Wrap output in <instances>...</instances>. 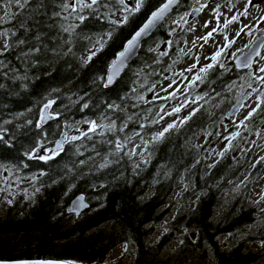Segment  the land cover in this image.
<instances>
[{"label": "trees", "instance_id": "16d2710c", "mask_svg": "<svg viewBox=\"0 0 264 264\" xmlns=\"http://www.w3.org/2000/svg\"><path fill=\"white\" fill-rule=\"evenodd\" d=\"M162 1L142 0L139 10H123L124 22L112 16L124 7L119 0H98L92 7L76 0H20L17 10L0 21V30L8 31V47L0 50V170L10 172L7 179L0 176V259L104 264L110 251L124 244L135 256L131 264H264V207L248 197L260 163L233 190L249 158L245 134L256 133L264 118V96L226 150L202 171L200 154L218 137L236 99V81L246 70L233 58L204 67L194 114L154 140L145 168L127 152L131 134H147L156 126V100L148 87L182 61L179 43L185 30L172 32L161 23L122 75L110 86L103 81L123 42ZM225 1L238 0H215ZM95 43L102 44L103 55L86 64L81 54ZM45 105L54 116L43 122ZM83 120L103 125L89 127L53 154L36 153L70 123ZM179 174L193 185L194 206L175 214L151 241L156 224L170 212L168 197ZM10 177L17 181L13 188L7 186ZM78 192L90 200L81 218L67 210ZM176 239L171 256L168 246ZM254 242L257 248L250 247Z\"/></svg>", "mask_w": 264, "mask_h": 264}, {"label": "rangeland", "instance_id": "374dc122", "mask_svg": "<svg viewBox=\"0 0 264 264\" xmlns=\"http://www.w3.org/2000/svg\"><path fill=\"white\" fill-rule=\"evenodd\" d=\"M123 5V9H118L112 14L114 18L118 20L123 19V10L136 8L137 0H124ZM202 5L203 7H201ZM18 6L14 1L9 3L8 0H0V18L5 17L6 12L9 15L14 13ZM178 7L180 9L175 13L174 10ZM196 8L200 9V11L191 14V11ZM245 10L247 14L241 15ZM233 15L238 16L239 19L225 26V20H231ZM261 17H264V0H251V3H249V0H238L233 4H229L227 1L216 3L215 0H184L166 16L164 22L169 30L172 32L185 30V34H182L184 38L179 43L184 57L170 76H164L148 87V95L156 100L154 109L156 126L147 134L141 132L131 134L132 138L127 142V152L135 164H138L141 168H145L150 160L149 147L154 142V137L158 133L163 132L169 124L174 125V128L180 126L181 121H184V118L195 108L197 101L200 99L199 94L196 92L200 80L197 77L199 76L200 78L202 73L200 69L204 68L212 60L211 56L213 53L224 46L226 43L225 37L228 40L234 41V43L231 44V47L224 49L221 55L217 57V59L222 57V64L232 59L237 53L245 50L255 36L264 33V19H261ZM5 20L6 18L0 19L1 22ZM206 22L208 27H205ZM213 29H218V31L213 33L212 38L207 43L203 39H200ZM238 32L240 33L239 35H237ZM0 33H6V35H0L1 50L5 47L8 31L1 29ZM107 37L108 35L105 36V38ZM161 47L163 48V44H161ZM103 49L102 44L98 45L95 43L81 55L85 63L89 64L100 55H103ZM93 53L95 54L93 55ZM89 57L91 58L89 59ZM192 65H195V67L193 68ZM261 67H264V47L251 66L243 71L236 81L235 98L249 91L246 98L234 114H226L225 121L219 129L218 137L208 144L200 154L203 172L207 171L210 165L226 150L227 143L244 127L242 124L246 120V117L248 118L249 113L253 109H256L260 101V94L264 90V83L260 79H257V77H264V72L259 70ZM189 69L191 70L189 71ZM174 108H180V111L173 112ZM168 113H171V115H168ZM50 114L54 116L53 111H50ZM88 122L90 121L83 120L81 122L70 123L67 131L63 134L65 141L67 142L72 139L75 132L81 133L91 127V124ZM96 125L97 128H100L103 125V121L99 120L96 122ZM246 135L247 133L245 134V138L247 137L245 149L249 151V158L247 164L242 168L233 186V190L237 192L248 178L252 167L256 163H260L259 174L249 187L248 197L252 203H257L258 207H264V118L262 119L260 129L256 133ZM200 139L201 137H198L197 144L200 143ZM53 141L50 140L48 143L40 146L36 153H55L56 151L52 147ZM9 175L10 172L7 169L0 170L1 177H6L7 179ZM3 181L5 182V180ZM7 183V186L12 188L17 185L14 177H10ZM150 193L151 191H148L147 196ZM11 195L12 191H9L8 196L10 197ZM196 197L197 194L190 180H186L183 174H179L168 197L170 212L164 220L156 224L151 241H155L160 237L161 233L165 230L166 222L175 214L191 210ZM84 213L77 215V218H81L87 214ZM108 225L109 223L105 224V226ZM220 238L224 240L226 235H221ZM179 242L180 240L176 239L168 246L169 249H172L169 250L171 256L173 253L170 251H173V248ZM60 243L57 242V245H60ZM249 245L251 248L258 247V243L256 242L249 243ZM107 257L104 264H115L117 259H119V264H131L135 256L130 248H127L124 244H120L114 247ZM168 264H171V262Z\"/></svg>", "mask_w": 264, "mask_h": 264}, {"label": "water", "instance_id": "95a60500", "mask_svg": "<svg viewBox=\"0 0 264 264\" xmlns=\"http://www.w3.org/2000/svg\"><path fill=\"white\" fill-rule=\"evenodd\" d=\"M169 0H163L161 3H159L157 6L152 8L144 17L142 22L131 32V34L128 36V38L123 42L122 47L115 53L113 59L110 61V63L107 66L103 86H110L112 85L121 75L122 73L128 68L129 64L134 60V58L137 56L138 52L141 49L142 43L154 32V30L164 22V19L166 16H168L169 13L173 11V9L181 3V0H174V2L170 5V7L167 9L166 12L157 20L154 21V23L151 25L149 29L146 30L144 34H142L136 44L131 48L130 51H128L124 57H119L118 54L125 51V45L129 40L132 39V37L135 35L136 32H138L149 20L152 13L160 9L163 5L167 4ZM198 9V8H196ZM196 9H193L191 11V14H195ZM264 43V33L259 34L255 36V38L249 43L247 48L239 53H237L233 57V62L235 66L238 69H247L249 66H241L242 64L247 63L245 60L246 57H248L251 61V64L254 62L255 58L260 55L261 50L263 47H261V44ZM255 50V51H253ZM259 53V55H256V53ZM114 60L122 61V66L120 67V70L117 74H113L112 71V62ZM109 76H112L111 83L108 82ZM249 91H246L244 94L239 96L235 99L234 103L231 105V107L228 110V114L232 115L234 112L241 106L244 99L246 98ZM42 121L46 122L48 121L52 115L50 114V107L45 108V106L42 108ZM80 135V132H75L73 137L77 138ZM53 149L55 151H60L65 146V136L62 134L58 136L57 138L53 139ZM90 207V200L87 198V195L84 192H78L75 193L69 200L68 205V212L73 213L74 215H80L84 211H86ZM40 261H52L55 262V264H73L69 261H66L62 258H23V259H0V264H34V262H40Z\"/></svg>", "mask_w": 264, "mask_h": 264}, {"label": "snow or ice", "instance_id": "6c2138e0", "mask_svg": "<svg viewBox=\"0 0 264 264\" xmlns=\"http://www.w3.org/2000/svg\"><path fill=\"white\" fill-rule=\"evenodd\" d=\"M8 2L11 3V2H13V0H8ZM14 2L17 3V4H20V0H14ZM97 2H98V0H91V3H90V4H84V3H83V0H76V4L80 5L81 7H92L93 5L97 4ZM173 2H174V0H169V2H168L167 4L163 5L160 9H158V10L155 11V12H153L152 15H151V17L149 18L148 22H147V23H146V24H145V25H144V26H143L138 32L135 33V35L132 37L131 40H129V41L127 42V44L125 45V51L119 53L118 56H119V57H124L125 54H126L128 51H130L131 48L136 44L138 38H139L142 34H144V33L146 32L147 29H149V28L151 27V25L154 23L155 20L159 19V18L164 14V12L167 11V9L170 7V5H171ZM119 3H120V4H124V0H119ZM141 3H142V0H137V6H136V9H135V10H139V7L141 6ZM249 3H251V0H249ZM20 6L22 7L23 5H20ZM65 7L67 8V7H69V5H65ZM201 7H203V5H202ZM72 10L75 11V10H76L75 7H73ZM196 11H200V9H196ZM246 14H247L246 10H245V12L241 13V15H246ZM8 16H9V13L6 12V13H5V17L0 18V19L7 18ZM79 19H80L81 21H83V20H84V17H83V16H80ZM237 19H239V17L236 16V15H233L232 18H231V20H225V26H227V24H230V23L236 21ZM261 19H264V17H261ZM126 21H127V16L124 17V22H126ZM205 27H208L207 22L205 23ZM216 31H218V29H213L211 32H208L207 35H205L204 37H201L200 39H203L204 42L207 43V42L209 41V39L212 38L213 33L216 32ZM241 31H242V30H241ZM239 34H240V33L238 32L237 35H239ZM0 35H6V33H0ZM225 41H226V43L224 44V46H223L222 48H219L215 53H213V55L211 56V59H212V60L215 61V60L217 59V57H219V56L221 55V52H223L224 49L231 47V44L234 43V41L228 40L227 37H225ZM20 43L23 44L24 41L21 40ZM202 46H203V45H202ZM7 47H8V46L5 45V50L7 49ZM261 47H264V43L261 44ZM35 51H39V49H35ZM253 51H255V50H253ZM94 54H95V53H93V55H94ZM256 55H259V53L257 52ZM90 58H91V57H89V59H90ZM245 60L247 61V63L242 64L241 66H250V63H251L250 59H249L248 57H246ZM121 66H122V61L114 60V61L112 62V71H113V74H114V75L117 74V73L119 72ZM192 67L194 68L195 65H192ZM211 67H213L212 64H209V65L206 66V68H211ZM190 70H191V69H189V71H190ZM205 70H206L205 68L200 69L201 72H203V71H205ZM259 70H260L261 72H264V67H261ZM112 78H113L112 76H109V79H108V82H109V83H111ZM197 79H199V76L197 77ZM257 79H260L261 82L264 83V77H257ZM253 91H255V89H253ZM260 95H261V96H264V92H262ZM51 103H52V102L49 101V105H50ZM49 105H45V108H48ZM84 107H87V105H84ZM110 107H111V106H110ZM257 107L259 108V104L257 105ZM179 111H180V108H174V109H173V112H179ZM194 111H195V110H194ZM194 111H193V113H190L189 117H185L184 120L189 119L190 116H191L192 114H194ZM255 111H256V109H253L252 112L249 113V117H250ZM168 115H171V113H168ZM246 119H247V117H246ZM181 122H183V121H181ZM88 123L91 124V127L89 128V131H94V130L96 129V127H97L96 123H95L94 121H91V122H88ZM38 126H39V125H38ZM173 126H174V125L169 124L168 127L165 128V129L163 130V132L158 133L157 136L154 137V139H158V138H160V137H163L164 133L167 132V131L169 130V128H172ZM110 130H111V129H110ZM82 135H83V133H82ZM73 139H75V137H73ZM117 147L119 148L120 145L117 144ZM38 158L41 159V160H44V159H48V158H50V157L39 156ZM101 166L103 167L104 165H101ZM34 264H55V262H52V261H47V262H45V261H40V262H34Z\"/></svg>", "mask_w": 264, "mask_h": 264}]
</instances>
